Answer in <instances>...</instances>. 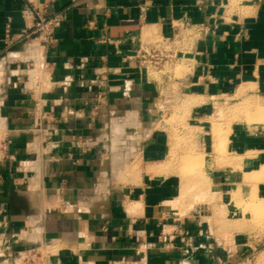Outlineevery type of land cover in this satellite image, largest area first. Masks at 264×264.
<instances>
[{
    "label": "crops",
    "instance_id": "1",
    "mask_svg": "<svg viewBox=\"0 0 264 264\" xmlns=\"http://www.w3.org/2000/svg\"><path fill=\"white\" fill-rule=\"evenodd\" d=\"M39 2L63 16L46 46L22 35ZM159 35L183 51L180 74L139 65ZM183 99L230 111L225 151L202 167L217 198L187 212L166 117ZM241 103L264 107V0H0V264L41 245L46 264H261L264 226L217 235L205 214L216 203L235 221L233 192L264 193L245 176L264 166V116Z\"/></svg>",
    "mask_w": 264,
    "mask_h": 264
},
{
    "label": "rangeland",
    "instance_id": "2",
    "mask_svg": "<svg viewBox=\"0 0 264 264\" xmlns=\"http://www.w3.org/2000/svg\"><path fill=\"white\" fill-rule=\"evenodd\" d=\"M176 66V74H180V69L183 67ZM171 69V67L165 66L164 70L170 71ZM191 102V99H188V101L183 99V114L181 117L177 116L178 113L176 114L174 110L168 112L169 114L166 116L167 118L170 117V122L179 124V126H176L177 129H175V144L171 152L169 165L177 166L181 177H183V185H185L183 208L186 212L196 202L213 204L217 198V193L210 190V183L202 177L204 163L196 164L195 162L204 159L205 154L212 149L218 152L225 151V138L228 132V118L230 117V111L223 105H220L219 110L214 115H211L210 112L208 117H203L197 114L199 113L198 111L190 109ZM250 107L251 104H246V106L243 103L238 104L235 106L236 114L245 113L250 121L258 120V114L264 116V107H258L255 110H251ZM249 154L255 155L256 153L250 152ZM253 155L250 157L251 159L249 158V161H255L256 157H253ZM242 161L243 159L241 158L240 165ZM257 167L260 170L245 175L246 179L253 184L264 181V166L252 164L253 169ZM250 188L251 191L249 193L246 192V195L240 190H236L232 194L235 199L234 204L239 209L238 213L234 215L235 221L230 222L227 219V212L223 206H218L216 203L214 205H206L205 214L211 215L207 219H210L209 224H211L214 234L226 236L230 226V229L233 228L235 231L245 229L257 231V228L264 226V193L259 191L257 185H252ZM187 200H189V203L186 204ZM245 214L247 215V220L244 218ZM261 264H264V258H262Z\"/></svg>",
    "mask_w": 264,
    "mask_h": 264
},
{
    "label": "built area",
    "instance_id": "3",
    "mask_svg": "<svg viewBox=\"0 0 264 264\" xmlns=\"http://www.w3.org/2000/svg\"><path fill=\"white\" fill-rule=\"evenodd\" d=\"M23 15L31 20V25L23 30V36H36L39 38L41 44L46 46L52 43L55 39V30L62 21L63 16L60 12H50L44 4L32 3L31 6L23 10ZM92 24L90 20L88 22ZM181 27H193L198 32H210L213 27L208 24H193L188 19L180 20L177 23ZM215 27V26H214ZM7 34H10V28L6 29ZM156 47H145L137 53L138 63L141 67L159 72L164 70L165 66L175 68L178 62L183 58V51L176 48L173 44L174 40L170 37L159 35L155 41ZM132 57V56H130ZM162 108H168L171 102L169 96H162ZM2 127H0V154L7 149L10 139L3 134ZM52 253L49 246L41 245L28 253L20 254L19 258L22 260L21 264H46L47 258Z\"/></svg>",
    "mask_w": 264,
    "mask_h": 264
},
{
    "label": "bare ground",
    "instance_id": "4",
    "mask_svg": "<svg viewBox=\"0 0 264 264\" xmlns=\"http://www.w3.org/2000/svg\"><path fill=\"white\" fill-rule=\"evenodd\" d=\"M261 108V107H260ZM1 135H2V133H0V138H1ZM202 158V157H201ZM206 161H205V159H202V160H200V161H196L195 163L196 164H203V163H205ZM152 167H150V169H151ZM152 169H154V168H152ZM156 170V169H155ZM154 171V170H153ZM153 174H154V172H153ZM157 174V173H156ZM183 181V180H182ZM202 184V183H201ZM205 185V184H204ZM202 187V186H201ZM184 188H185V185H183V192H184ZM205 189V188H204ZM184 194V193H183ZM193 202V201H192ZM189 203V202H188ZM192 204V203H191ZM182 210H184V208L182 209ZM184 212V211H183ZM186 214V213H185Z\"/></svg>",
    "mask_w": 264,
    "mask_h": 264
}]
</instances>
